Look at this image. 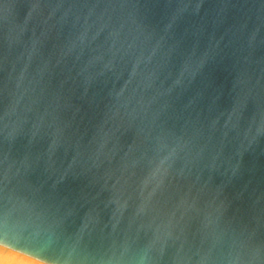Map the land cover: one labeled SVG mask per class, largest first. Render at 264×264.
<instances>
[{
	"label": "water",
	"instance_id": "water-1",
	"mask_svg": "<svg viewBox=\"0 0 264 264\" xmlns=\"http://www.w3.org/2000/svg\"><path fill=\"white\" fill-rule=\"evenodd\" d=\"M262 4L0 0V249L264 264Z\"/></svg>",
	"mask_w": 264,
	"mask_h": 264
},
{
	"label": "clouds",
	"instance_id": "clouds-1",
	"mask_svg": "<svg viewBox=\"0 0 264 264\" xmlns=\"http://www.w3.org/2000/svg\"><path fill=\"white\" fill-rule=\"evenodd\" d=\"M264 7V4L260 5ZM155 151L161 156V159H167L163 155L165 148L157 143ZM168 152H175L174 146L167 147ZM5 253L0 250V264H10V262L3 259ZM18 264H35V261L21 260ZM64 264H153L151 251L148 247L137 250H131L127 247L122 250H110L105 253H91V252H69ZM211 264V261H210Z\"/></svg>",
	"mask_w": 264,
	"mask_h": 264
},
{
	"label": "bare ground",
	"instance_id": "bare-ground-1",
	"mask_svg": "<svg viewBox=\"0 0 264 264\" xmlns=\"http://www.w3.org/2000/svg\"><path fill=\"white\" fill-rule=\"evenodd\" d=\"M1 250V249H0ZM4 253H5V255H4V257H3V259L5 260V261H8V262H11V263H15L14 261H16V263L18 264V262L19 261H21V260H25V259H23V258H21V257H18V256H16V255H13V254H11V253H9V252H6V251H4V250H2ZM10 258H13V259H15L13 262L10 260ZM12 259V260H13ZM10 263V264H11ZM36 264V263H35Z\"/></svg>",
	"mask_w": 264,
	"mask_h": 264
},
{
	"label": "rangeland",
	"instance_id": "rangeland-1",
	"mask_svg": "<svg viewBox=\"0 0 264 264\" xmlns=\"http://www.w3.org/2000/svg\"><path fill=\"white\" fill-rule=\"evenodd\" d=\"M12 259H13V258H10V260L13 262L15 259H13V260H12ZM14 262H15V263H11V262H10V263H11V264H17L16 261H14Z\"/></svg>",
	"mask_w": 264,
	"mask_h": 264
}]
</instances>
